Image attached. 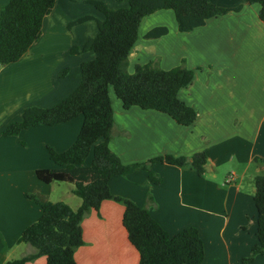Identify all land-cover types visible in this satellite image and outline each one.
<instances>
[{"label":"crops","instance_id":"obj_1","mask_svg":"<svg viewBox=\"0 0 264 264\" xmlns=\"http://www.w3.org/2000/svg\"><path fill=\"white\" fill-rule=\"evenodd\" d=\"M88 1H101L111 9L127 6V1L55 0L43 19L39 40L18 62L0 66V264L36 253L22 232L40 218L42 210L27 195L41 204L65 205L73 212L81 206L74 185L45 184L36 175L38 170L54 168L48 147L56 152L71 147L81 119L29 128L14 137H4L3 132L55 106L78 87L80 65L94 54L69 52L96 35V23L71 29L68 25L82 17L104 19ZM8 2L0 0V9ZM212 3L241 10L211 18L190 33H180L175 20L141 32L142 24L161 14L158 11L141 21L128 56L136 65L149 63L142 61L151 57L163 70L183 62L193 78L177 97L196 111L192 125L180 126L152 110H123L121 102L109 95L114 121L109 148L122 164L204 153L205 174L155 164L151 170L159 176L160 185L151 184L145 171H136L112 178L108 187L112 195L147 209L170 237L196 228L204 246L201 264H264L263 256L242 262L257 242L254 179L264 175V25L258 17L259 6L247 0ZM158 27L167 28V35L145 39L147 32ZM123 212L121 204L108 200L98 212L84 217L80 226L83 245L74 253L77 264H139L138 252L122 226ZM28 264H46V259L38 257Z\"/></svg>","mask_w":264,"mask_h":264},{"label":"trees","instance_id":"obj_2","mask_svg":"<svg viewBox=\"0 0 264 264\" xmlns=\"http://www.w3.org/2000/svg\"><path fill=\"white\" fill-rule=\"evenodd\" d=\"M114 1L118 4L127 1V6L111 9L101 1H88L104 19L82 17L68 25L71 29L89 21L96 23V35L88 38L81 48L74 47L69 52L70 55L94 54L92 60L80 65L78 87L55 106L13 123L3 132L4 137H14L29 128L55 127L82 118L79 134L68 150L56 152L48 147L54 168L36 172L37 178L45 184L55 181L74 185L81 206L73 212L65 205L41 204L27 195L42 210L40 218L22 232L23 240L36 253L8 264H28L38 257H45L46 264H77L74 253L83 245L81 223L88 213L98 212L101 204L108 200L124 207L122 226L129 243L138 252L139 264H201L204 260V246L196 228H185L170 237L147 209L112 195L108 183L112 178L145 171L151 184L160 185L159 176L151 170L155 164L189 168L203 176L206 156L204 153L190 158L166 155L144 163L122 164L109 148L114 126L109 88L113 89L123 110L132 107L152 110L169 116L180 126L192 125L196 111L177 97L193 78L183 62L169 70L147 63L136 65L132 74L126 72L140 23L158 11L170 10L178 31L190 33L203 27L209 19L237 13L241 7L220 8L212 0ZM247 2L259 6L258 17L264 25V0ZM54 3L55 0H9L0 9V66L18 62L39 40L43 19L50 14ZM167 33L165 27L154 28L145 34V39H159ZM89 158L90 163L86 165ZM254 189L257 242L250 255L242 259L243 263H250L257 256L264 257V175L254 179Z\"/></svg>","mask_w":264,"mask_h":264},{"label":"rangeland","instance_id":"obj_3","mask_svg":"<svg viewBox=\"0 0 264 264\" xmlns=\"http://www.w3.org/2000/svg\"><path fill=\"white\" fill-rule=\"evenodd\" d=\"M221 3H223L224 0H219ZM118 4V3H117ZM253 5H256V4H253ZM120 6L118 5V7L116 8H119ZM222 8V7H220ZM224 8V7H223ZM161 14H156L155 16H151V18H149L148 20H146L142 26H141V32H144L146 31L148 28H150V26H156V25H160V24H164V25H171L172 22H174V15L172 13V11L170 10H161V12H159ZM168 15L170 17V19L168 18ZM81 25V24H80ZM79 26V25H77ZM75 27V26H74ZM73 28V27H72ZM140 36V34H139ZM148 60H151L149 63H152L154 66H159L156 61L154 59H151V57H147V59L145 61H142L143 64L148 62ZM67 62H64L63 63V66L66 65ZM137 63L132 61V59H128L127 61V65H126V72L129 73V74H132L133 71H134V67ZM62 66V67H63ZM109 95L111 96L112 100H117L119 101L115 95H114V92H113V89L112 88H109ZM79 119L82 120V118L80 117ZM90 160L91 158H89L86 162V165H89L90 163Z\"/></svg>","mask_w":264,"mask_h":264},{"label":"built area","instance_id":"obj_4","mask_svg":"<svg viewBox=\"0 0 264 264\" xmlns=\"http://www.w3.org/2000/svg\"><path fill=\"white\" fill-rule=\"evenodd\" d=\"M231 179H232V176H228L227 180L231 181Z\"/></svg>","mask_w":264,"mask_h":264}]
</instances>
